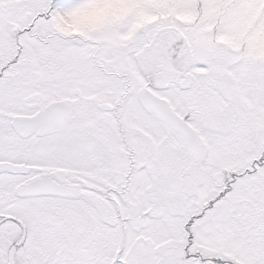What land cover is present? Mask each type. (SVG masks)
Masks as SVG:
<instances>
[{"label":"snow or ice","instance_id":"obj_1","mask_svg":"<svg viewBox=\"0 0 264 264\" xmlns=\"http://www.w3.org/2000/svg\"><path fill=\"white\" fill-rule=\"evenodd\" d=\"M0 264H264V0H0Z\"/></svg>","mask_w":264,"mask_h":264}]
</instances>
